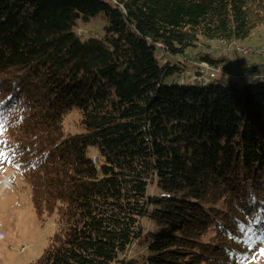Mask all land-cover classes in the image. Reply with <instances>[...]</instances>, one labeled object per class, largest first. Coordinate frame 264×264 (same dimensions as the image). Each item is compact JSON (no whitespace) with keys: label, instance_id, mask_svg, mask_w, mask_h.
<instances>
[{"label":"trees","instance_id":"16d2710c","mask_svg":"<svg viewBox=\"0 0 264 264\" xmlns=\"http://www.w3.org/2000/svg\"><path fill=\"white\" fill-rule=\"evenodd\" d=\"M262 22L264 0H0V127L57 215L31 264H238L264 242V64L197 83L174 60Z\"/></svg>","mask_w":264,"mask_h":264},{"label":"rangeland","instance_id":"374dc122","mask_svg":"<svg viewBox=\"0 0 264 264\" xmlns=\"http://www.w3.org/2000/svg\"><path fill=\"white\" fill-rule=\"evenodd\" d=\"M104 20L93 18L81 24L77 29L82 39L103 37ZM245 48V53L239 48ZM264 22L255 26L247 37L237 40H219L201 38L195 47H191L174 60L184 61L186 70L182 81L208 83L211 78L227 76L238 81L249 79L246 67L264 64ZM209 54L221 59L217 68L202 66L199 56ZM173 60V59H171ZM223 68V72H219ZM201 67V68H200ZM210 67V66H209ZM217 69V70H215ZM200 72V73H199ZM79 115L71 112L66 116L65 128L77 130ZM5 132L0 127V264H31L35 262L49 244L51 236L57 229L56 213L37 215L31 201L30 186L15 167L7 153ZM253 240L243 245L246 257L238 264H264L262 237L257 232L251 234ZM115 264V263H112Z\"/></svg>","mask_w":264,"mask_h":264},{"label":"snow or ice","instance_id":"6c2138e0","mask_svg":"<svg viewBox=\"0 0 264 264\" xmlns=\"http://www.w3.org/2000/svg\"><path fill=\"white\" fill-rule=\"evenodd\" d=\"M240 230L241 231H243L244 229H243V225H240ZM249 231H251V226L249 225ZM245 236H247V233H245ZM260 254L261 255H264V248H262L261 250H260Z\"/></svg>","mask_w":264,"mask_h":264},{"label":"bare ground","instance_id":"6f19581e","mask_svg":"<svg viewBox=\"0 0 264 264\" xmlns=\"http://www.w3.org/2000/svg\"><path fill=\"white\" fill-rule=\"evenodd\" d=\"M239 50L242 51V52H244V53H245L246 51H248L247 49H245V48H243V47H242V48H239ZM260 51H261V50H260ZM261 52H262V51H261ZM202 66L207 67V69L209 68L208 65H207L206 63H204V62H202ZM209 69H210V68H209Z\"/></svg>","mask_w":264,"mask_h":264},{"label":"water","instance_id":"95a60500","mask_svg":"<svg viewBox=\"0 0 264 264\" xmlns=\"http://www.w3.org/2000/svg\"><path fill=\"white\" fill-rule=\"evenodd\" d=\"M204 63H206V64L208 65V67L210 66L209 68H213V66H214V65L209 64V63L206 62V61H205ZM214 67L217 68V66H214ZM218 67H219V66H218ZM220 67H221V66H220ZM221 68H222V67H221ZM210 70H214V68H213V69H210ZM215 70H217V69H215ZM219 72H223V68H222L221 70H219Z\"/></svg>","mask_w":264,"mask_h":264},{"label":"built area","instance_id":"2783aa9c","mask_svg":"<svg viewBox=\"0 0 264 264\" xmlns=\"http://www.w3.org/2000/svg\"><path fill=\"white\" fill-rule=\"evenodd\" d=\"M261 51H264V47L262 48V50ZM206 69H207V67H206Z\"/></svg>","mask_w":264,"mask_h":264}]
</instances>
